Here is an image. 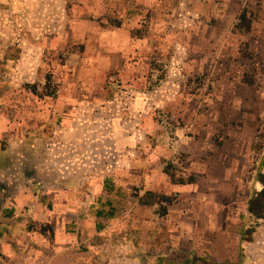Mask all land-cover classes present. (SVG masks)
Instances as JSON below:
<instances>
[{
    "label": "rangeland",
    "instance_id": "rangeland-1",
    "mask_svg": "<svg viewBox=\"0 0 264 264\" xmlns=\"http://www.w3.org/2000/svg\"><path fill=\"white\" fill-rule=\"evenodd\" d=\"M243 11L251 21L248 32L236 29ZM123 17H131V35L141 41L116 54L121 48H106L113 38L103 29L112 31ZM105 58L120 61L121 68L105 70L99 63ZM245 77L253 86L244 84ZM51 91L75 101L84 98L93 122L109 120L107 112L93 111V106L113 103L124 132L133 124V111L123 110L126 102L134 92L148 94L150 105L136 112L160 123L171 138L175 129L186 128L193 148L197 141L198 151L225 159L232 173L230 192H237V205L247 209V196L252 197L264 163V0H0V116L14 126L13 137L34 139L35 126H51L52 118L38 117L34 109L36 102L53 99L43 96ZM25 93L33 106L24 119ZM151 140L146 133L134 157H148ZM106 141L98 149L89 144L86 156H99L108 165L118 152ZM127 152L132 153L121 154L131 157ZM212 160L206 154H179L165 161L163 169L173 176L171 181L167 175L172 185L186 183L196 180L198 172L190 163L210 170ZM214 172L209 181H220V171ZM142 185L128 189L122 207L139 204ZM204 195L200 189L198 194L163 196L172 203L153 206L144 215L154 216L153 237L149 245L139 246L138 254L163 257L168 264H264V221L245 210L229 231L208 229V215L195 209ZM125 213L127 222L130 213ZM253 227V243H242L239 232ZM41 232L52 236L47 225ZM144 237L148 242V235L141 241Z\"/></svg>",
    "mask_w": 264,
    "mask_h": 264
},
{
    "label": "crops",
    "instance_id": "crops-1",
    "mask_svg": "<svg viewBox=\"0 0 264 264\" xmlns=\"http://www.w3.org/2000/svg\"><path fill=\"white\" fill-rule=\"evenodd\" d=\"M114 24L112 31L103 29L113 38L106 41V48H121L116 54H125L139 44L141 37L131 35V17H123ZM99 63L105 70L121 68L120 61L107 58ZM64 94L54 93L50 97L53 99L34 105L36 116L47 114L52 118L49 128L34 127L38 135L34 139L13 137L14 126L0 116V261L3 264H17L16 249L25 241H30L32 249L27 251L23 264H168L164 262L166 258L138 254L139 246L152 242L149 230L154 216L144 215L151 214L153 206L137 203L124 208L122 204L128 189L138 188L140 182L143 184L140 196L146 192L169 196L205 190L204 201L195 205V209L208 215L206 228L211 230L229 231L237 215L247 210L237 205V192H230L232 173L225 159L198 151L197 141L193 148L185 137L186 128L175 129L171 138L160 123L149 119L146 113L136 112L149 104L148 94L134 92L126 102L128 106L123 110L133 111L129 132L118 126L113 103L93 106V111L98 109L109 115L107 121L93 122L87 113L91 108L85 107L84 98L75 101ZM31 97L27 93L21 95L25 101L21 110L24 119L33 106ZM101 127L109 131L107 136ZM146 133L152 136L148 157H134V150L141 149L139 145ZM106 140L111 144L109 148L118 152L108 165L99 156H86L89 144H95L98 149L99 142ZM129 150L132 153L127 155L131 157L121 154ZM179 154L210 155L211 169L192 162L189 167L197 166L196 180L172 185L163 172L164 162ZM261 169L259 174H264V163ZM215 170L220 171V181H209ZM253 189L260 192L263 187L256 180ZM201 198L197 196V200ZM125 212L130 213L127 222L122 217ZM193 215L191 211V220L195 218ZM46 225L51 229L49 239L41 232V226ZM142 235H148V242L146 237L141 241ZM219 239L222 243L223 238Z\"/></svg>",
    "mask_w": 264,
    "mask_h": 264
},
{
    "label": "trees",
    "instance_id": "trees-1",
    "mask_svg": "<svg viewBox=\"0 0 264 264\" xmlns=\"http://www.w3.org/2000/svg\"><path fill=\"white\" fill-rule=\"evenodd\" d=\"M250 17H248V14L243 11L241 15L238 18V24L236 25V29L240 31L248 32L250 29ZM138 34V33H137ZM243 57L245 59H250L251 55L247 53V51H243ZM244 84L247 86H253V81L248 80L246 77L243 78ZM33 89V88H32ZM32 94L36 95L35 90L33 89ZM39 96V95H37ZM44 97H52L53 93L52 91L49 93H46L43 95ZM166 175H169L171 181L173 180V176L168 173L166 169L163 171ZM257 182L263 187V189L260 192H254L252 197L247 201V212L252 217H254L257 221L262 220L264 221V174H259L257 176ZM193 183V180L188 181L186 184ZM179 185H183V181H179L177 183ZM139 204L141 206H156L161 203H165L166 205H171L172 201L169 200L167 197H157L155 194L146 192L144 196L140 197L138 200ZM164 211V209H163ZM166 212V211H164ZM256 233V228H250L244 231H241L239 234L241 237V242L245 243H253V236Z\"/></svg>",
    "mask_w": 264,
    "mask_h": 264
},
{
    "label": "built area",
    "instance_id": "built-area-1",
    "mask_svg": "<svg viewBox=\"0 0 264 264\" xmlns=\"http://www.w3.org/2000/svg\"><path fill=\"white\" fill-rule=\"evenodd\" d=\"M29 249H32V244L30 243V241H25L17 247V249H16V252L18 254V256H17L18 259L16 261L17 264H23V261L26 258L27 251ZM3 263H5V262L0 261V264H3Z\"/></svg>",
    "mask_w": 264,
    "mask_h": 264
}]
</instances>
